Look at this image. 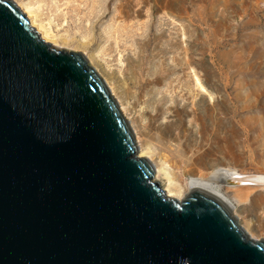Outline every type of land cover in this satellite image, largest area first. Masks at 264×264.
Returning <instances> with one entry per match:
<instances>
[{
	"label": "water",
	"instance_id": "95a60500",
	"mask_svg": "<svg viewBox=\"0 0 264 264\" xmlns=\"http://www.w3.org/2000/svg\"><path fill=\"white\" fill-rule=\"evenodd\" d=\"M79 52L0 0V264H264L215 196L168 198Z\"/></svg>",
	"mask_w": 264,
	"mask_h": 264
},
{
	"label": "rangeland",
	"instance_id": "374dc122",
	"mask_svg": "<svg viewBox=\"0 0 264 264\" xmlns=\"http://www.w3.org/2000/svg\"><path fill=\"white\" fill-rule=\"evenodd\" d=\"M11 1L48 44L84 56L161 188L160 168L182 198L214 169L264 175V0ZM221 183L238 225L264 240V186Z\"/></svg>",
	"mask_w": 264,
	"mask_h": 264
},
{
	"label": "bare ground",
	"instance_id": "6f19581e",
	"mask_svg": "<svg viewBox=\"0 0 264 264\" xmlns=\"http://www.w3.org/2000/svg\"><path fill=\"white\" fill-rule=\"evenodd\" d=\"M27 16H28V14H27ZM29 18H32V17L29 16ZM29 21H30V26H34L32 24L34 22H32V20H30V19H29ZM44 34H46V33H44ZM44 34L40 33V35H39L40 38L45 43H49V41L47 39L49 37L48 36L46 37V35H44ZM196 83L198 84L197 79H196ZM199 88L201 89L202 92H204V89L202 88L201 85H199ZM119 109L122 112H124V108H122V106H120ZM148 156H149V151L148 152L139 151L137 154L138 158H146L147 159ZM159 171H161V172L163 171L164 178L166 180V183L162 185V189L164 190L166 197L176 199V200H181V198H182L181 189L177 185L174 184V182L171 180L169 174L167 172H165L164 169L163 170L161 168L158 169L156 171L157 175H158ZM154 179L157 180L155 178V176H154ZM226 179L231 180L233 185L264 186V175H242V174H239L233 170L214 169L208 174L207 177L197 176V177L188 178L186 181L185 187H186L187 192H189L191 190H198V191L206 192V193H209V194L215 196L230 211L232 216H235V215H233L234 214L233 213L234 212L233 204L227 198H225L221 194V191H220V184H222L221 182L223 180H226ZM186 194L187 193H185V195ZM244 232L248 236V233L245 230H244Z\"/></svg>",
	"mask_w": 264,
	"mask_h": 264
}]
</instances>
